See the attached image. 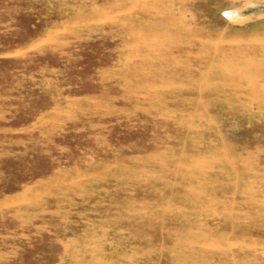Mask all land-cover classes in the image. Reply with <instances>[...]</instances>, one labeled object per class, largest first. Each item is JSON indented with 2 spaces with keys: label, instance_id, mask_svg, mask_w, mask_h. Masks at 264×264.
<instances>
[{
  "label": "rangeland",
  "instance_id": "1",
  "mask_svg": "<svg viewBox=\"0 0 264 264\" xmlns=\"http://www.w3.org/2000/svg\"><path fill=\"white\" fill-rule=\"evenodd\" d=\"M0 264H264V0H0Z\"/></svg>",
  "mask_w": 264,
  "mask_h": 264
}]
</instances>
